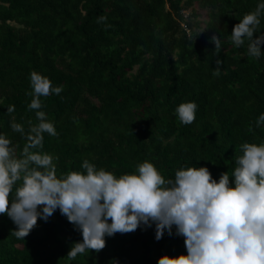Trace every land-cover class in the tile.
I'll return each instance as SVG.
<instances>
[{
	"label": "trees",
	"instance_id": "obj_1",
	"mask_svg": "<svg viewBox=\"0 0 264 264\" xmlns=\"http://www.w3.org/2000/svg\"><path fill=\"white\" fill-rule=\"evenodd\" d=\"M258 3L0 0V132L21 155L27 137L11 122L23 124L25 133L39 122L38 110L28 107L36 70L63 86L40 97L58 135L45 132L43 148L34 149L59 157L58 175L86 171L88 159L117 176L136 172L145 160L166 179L191 166H207L217 180L226 171L231 176L242 144L264 142V125L257 124L264 113V55H249L247 39L240 46L230 39ZM195 7L208 14L203 30ZM102 15L107 20L98 22ZM261 33L264 16L254 38ZM213 34L220 35L219 53ZM185 101L198 104L189 124L176 113ZM17 227L0 213V264H158L165 254H187L175 226L159 240L155 223L117 232L100 251L75 258L68 253L82 231L59 209L25 238L15 236Z\"/></svg>",
	"mask_w": 264,
	"mask_h": 264
},
{
	"label": "clouds",
	"instance_id": "obj_2",
	"mask_svg": "<svg viewBox=\"0 0 264 264\" xmlns=\"http://www.w3.org/2000/svg\"><path fill=\"white\" fill-rule=\"evenodd\" d=\"M262 16L264 0H259L230 37L236 46L247 39L248 53L256 57L264 55V33L254 38ZM97 19L106 21L107 16ZM210 40L219 53L220 35L213 34ZM216 63H221L219 58ZM30 81L34 99L28 107L38 110L39 122L26 133L23 124L11 122L13 130L27 137L21 155L7 134L0 132V213H7L18 226L15 236L25 238L41 217L48 220L59 209L82 231L83 240L68 253L73 258L87 249L100 251L107 236L155 223L157 240L166 230L172 234L175 226L187 247V254H165L158 264H264V142L243 143L233 174L223 172L219 180L207 166L181 167L174 178L166 179L150 160L140 163L136 172L117 176L85 159L86 171L58 175L54 159L59 157L34 149L43 148L45 132L58 135L55 123L41 110L40 97L59 94L63 86H53L49 77L36 70ZM197 108L195 101L182 102L176 108L178 119L192 123ZM14 110V105L8 108ZM257 124L264 125V113Z\"/></svg>",
	"mask_w": 264,
	"mask_h": 264
},
{
	"label": "rangeland",
	"instance_id": "obj_3",
	"mask_svg": "<svg viewBox=\"0 0 264 264\" xmlns=\"http://www.w3.org/2000/svg\"><path fill=\"white\" fill-rule=\"evenodd\" d=\"M195 9H196L197 11H199V13H200V15H199L197 21H199V22L201 23V30H203V29L205 28L206 22H207V20H208V14H207L206 11H201V10H199L198 7H195ZM189 14H190V13L187 12V15H189Z\"/></svg>",
	"mask_w": 264,
	"mask_h": 264
}]
</instances>
